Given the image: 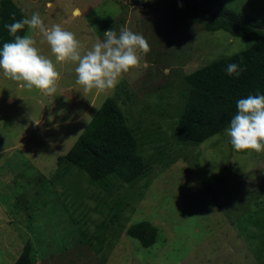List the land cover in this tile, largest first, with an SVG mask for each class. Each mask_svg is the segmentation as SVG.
Listing matches in <instances>:
<instances>
[{"label":"rangeland","instance_id":"1","mask_svg":"<svg viewBox=\"0 0 264 264\" xmlns=\"http://www.w3.org/2000/svg\"><path fill=\"white\" fill-rule=\"evenodd\" d=\"M12 1L27 17L39 12L47 26L72 31L83 49L110 28H128L150 50L138 51L139 65L104 92H83L71 61L56 62L53 95L0 74V264H13L27 244L34 264H264V227L244 228L250 212H264V151L234 150L225 131L195 147L171 138L183 77L248 44L205 30L191 7L201 0ZM221 2L264 31V0ZM26 34L55 62L38 30L27 26ZM109 97L140 141L169 140L157 150L144 146L164 161L147 159L149 170L134 185L104 187L57 165ZM141 221L157 229L148 248L126 234Z\"/></svg>","mask_w":264,"mask_h":264},{"label":"trees","instance_id":"2","mask_svg":"<svg viewBox=\"0 0 264 264\" xmlns=\"http://www.w3.org/2000/svg\"><path fill=\"white\" fill-rule=\"evenodd\" d=\"M191 7L205 18V30H223L248 44L244 50L213 60L183 77L179 91L182 109L174 122L171 138L180 145L195 147L228 127L236 114L238 99L249 94H264V31L263 23L228 10L221 0H201L198 5L191 4ZM25 16L12 0H0V46L14 39L4 25ZM26 31L27 26L17 35H25ZM232 62L243 69L239 77L229 76L225 71ZM136 134L117 101L109 97L69 151L58 157L57 165L66 171L69 167L76 168L84 172L91 183L104 187H107V182L111 186L113 182L134 185L147 174V159L152 163L164 161L159 156H147L144 146L157 143V150L166 147L164 142H169L143 135L140 141ZM166 157L167 164L173 163L172 158ZM247 218L245 229L250 224L264 227L262 208L250 212ZM126 234L148 248L156 241L157 229L149 222L141 221L129 226ZM13 264H34L30 244L25 245Z\"/></svg>","mask_w":264,"mask_h":264},{"label":"clouds","instance_id":"3","mask_svg":"<svg viewBox=\"0 0 264 264\" xmlns=\"http://www.w3.org/2000/svg\"><path fill=\"white\" fill-rule=\"evenodd\" d=\"M79 14V9L73 11V15ZM25 26L39 31L55 62L41 53L31 35H17ZM4 27L14 39L0 46V74L22 82L25 89H40L47 95L56 93V81L60 75L56 62L71 61L76 64V82L82 86L83 92L93 89L104 92L114 89L123 74L139 65L138 51L147 53L150 50L145 37L128 28H122L119 33L110 28L104 31L103 39L97 38L90 48L83 49L72 31L59 23L47 26L39 12L14 20L11 24L6 23ZM225 71L229 76L239 77L243 69L232 62ZM236 107V114L224 130L232 148L237 151H264V94H249L240 98Z\"/></svg>","mask_w":264,"mask_h":264}]
</instances>
